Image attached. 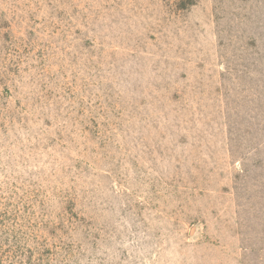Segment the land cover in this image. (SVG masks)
<instances>
[{"label":"rangeland","instance_id":"rangeland-1","mask_svg":"<svg viewBox=\"0 0 264 264\" xmlns=\"http://www.w3.org/2000/svg\"><path fill=\"white\" fill-rule=\"evenodd\" d=\"M0 264H264V0H0Z\"/></svg>","mask_w":264,"mask_h":264}]
</instances>
